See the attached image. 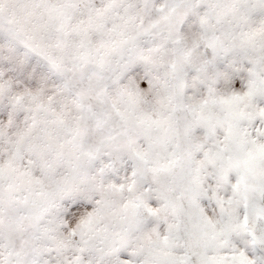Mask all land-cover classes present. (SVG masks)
Listing matches in <instances>:
<instances>
[{
	"label": "snow or ice",
	"instance_id": "6c2138e0",
	"mask_svg": "<svg viewBox=\"0 0 264 264\" xmlns=\"http://www.w3.org/2000/svg\"><path fill=\"white\" fill-rule=\"evenodd\" d=\"M0 264H264V0H0Z\"/></svg>",
	"mask_w": 264,
	"mask_h": 264
}]
</instances>
